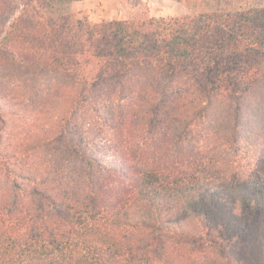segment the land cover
Wrapping results in <instances>:
<instances>
[{
    "label": "trees",
    "instance_id": "16d2710c",
    "mask_svg": "<svg viewBox=\"0 0 264 264\" xmlns=\"http://www.w3.org/2000/svg\"><path fill=\"white\" fill-rule=\"evenodd\" d=\"M175 1L0 0V264H264V8Z\"/></svg>",
    "mask_w": 264,
    "mask_h": 264
},
{
    "label": "rangeland",
    "instance_id": "374dc122",
    "mask_svg": "<svg viewBox=\"0 0 264 264\" xmlns=\"http://www.w3.org/2000/svg\"><path fill=\"white\" fill-rule=\"evenodd\" d=\"M209 8L221 5L222 9L236 11L246 8H264V0H207ZM143 4H147V8ZM61 13H73L77 18H86L93 22L101 20L115 21L130 19L142 9H147L148 14L153 17L187 14L188 10L182 8L174 0H84L66 6L62 0ZM1 34V33H0ZM1 40V38H0ZM9 58V54H4ZM25 77L30 76L28 72ZM39 74L38 76H40Z\"/></svg>",
    "mask_w": 264,
    "mask_h": 264
},
{
    "label": "crops",
    "instance_id": "0c3cea01",
    "mask_svg": "<svg viewBox=\"0 0 264 264\" xmlns=\"http://www.w3.org/2000/svg\"><path fill=\"white\" fill-rule=\"evenodd\" d=\"M84 0H82V1H78V2H83ZM175 1V0H174ZM175 2H177V1H175ZM75 3V2H74ZM178 3V2H177ZM178 4H180V3H178ZM180 6L183 8V6L180 4ZM182 15H185V14H182ZM172 16H181V15H172ZM157 17H160V16H157ZM162 17H164V16H162ZM170 17V16H169ZM124 20V19H123Z\"/></svg>",
    "mask_w": 264,
    "mask_h": 264
}]
</instances>
